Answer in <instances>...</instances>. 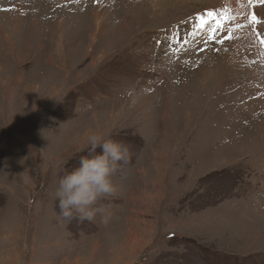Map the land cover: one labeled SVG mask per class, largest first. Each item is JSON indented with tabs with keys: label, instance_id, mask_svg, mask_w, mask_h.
<instances>
[{
	"label": "rangeland",
	"instance_id": "rangeland-1",
	"mask_svg": "<svg viewBox=\"0 0 264 264\" xmlns=\"http://www.w3.org/2000/svg\"><path fill=\"white\" fill-rule=\"evenodd\" d=\"M261 40L264 0H0V264H264ZM91 132L130 158L65 223Z\"/></svg>",
	"mask_w": 264,
	"mask_h": 264
},
{
	"label": "clouds",
	"instance_id": "clouds-1",
	"mask_svg": "<svg viewBox=\"0 0 264 264\" xmlns=\"http://www.w3.org/2000/svg\"><path fill=\"white\" fill-rule=\"evenodd\" d=\"M87 151L88 155L80 158L77 167L60 177L55 189L59 219L65 223L74 219L92 222L97 215L107 222L108 206L99 202L115 195L117 186L113 177L130 158L125 144L100 132L89 133Z\"/></svg>",
	"mask_w": 264,
	"mask_h": 264
},
{
	"label": "snow or ice",
	"instance_id": "snow-or-ice-1",
	"mask_svg": "<svg viewBox=\"0 0 264 264\" xmlns=\"http://www.w3.org/2000/svg\"><path fill=\"white\" fill-rule=\"evenodd\" d=\"M208 15L211 17V16H212V13H209ZM250 20L253 21V22H256V17H255V15H252V16L250 17ZM261 43H264V40H261Z\"/></svg>",
	"mask_w": 264,
	"mask_h": 264
}]
</instances>
